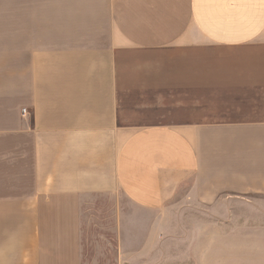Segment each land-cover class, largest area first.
Masks as SVG:
<instances>
[{
    "label": "crops",
    "instance_id": "1",
    "mask_svg": "<svg viewBox=\"0 0 264 264\" xmlns=\"http://www.w3.org/2000/svg\"><path fill=\"white\" fill-rule=\"evenodd\" d=\"M140 86L249 116L130 130ZM260 102L264 0H0V264H137L136 214L145 250L178 200L264 194Z\"/></svg>",
    "mask_w": 264,
    "mask_h": 264
},
{
    "label": "rangeland",
    "instance_id": "2",
    "mask_svg": "<svg viewBox=\"0 0 264 264\" xmlns=\"http://www.w3.org/2000/svg\"><path fill=\"white\" fill-rule=\"evenodd\" d=\"M159 75L161 77L160 72ZM158 87L130 89L127 97L121 98L119 124L128 125L131 130L144 125L199 121L204 117L219 122L249 116V105L245 103L234 105L232 99L220 97L207 99L201 107V101L191 99L197 93H190V99L183 101V93L167 96L166 87ZM255 110V115L263 118L264 102L255 104ZM238 195L244 198L238 197L236 201H242L233 205L223 204L228 200L207 206L200 205L194 198L178 200L160 216L153 240L155 245L145 250L144 223L152 217L136 214L137 264H264V194ZM99 208L98 203L94 204L95 210ZM92 221L86 226L95 237ZM97 230L98 233L104 231ZM87 247L83 264H105L114 257L102 244L97 245V249L95 245Z\"/></svg>",
    "mask_w": 264,
    "mask_h": 264
},
{
    "label": "built area",
    "instance_id": "3",
    "mask_svg": "<svg viewBox=\"0 0 264 264\" xmlns=\"http://www.w3.org/2000/svg\"><path fill=\"white\" fill-rule=\"evenodd\" d=\"M26 115V110H22V116Z\"/></svg>",
    "mask_w": 264,
    "mask_h": 264
}]
</instances>
